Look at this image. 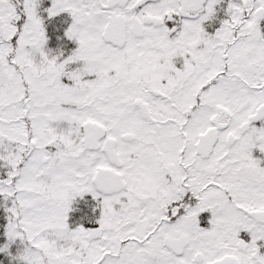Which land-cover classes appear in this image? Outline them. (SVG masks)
Here are the masks:
<instances>
[{
  "label": "snow or ice",
  "instance_id": "6c2138e0",
  "mask_svg": "<svg viewBox=\"0 0 264 264\" xmlns=\"http://www.w3.org/2000/svg\"><path fill=\"white\" fill-rule=\"evenodd\" d=\"M0 264H264V0H0Z\"/></svg>",
  "mask_w": 264,
  "mask_h": 264
}]
</instances>
